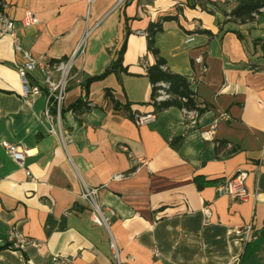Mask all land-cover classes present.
<instances>
[{
  "label": "crops",
  "instance_id": "crops-1",
  "mask_svg": "<svg viewBox=\"0 0 264 264\" xmlns=\"http://www.w3.org/2000/svg\"><path fill=\"white\" fill-rule=\"evenodd\" d=\"M118 1L0 0L23 51L44 65L68 60L84 39L86 45L75 62L82 86L69 85L61 117L71 164L49 134L45 97L29 104L20 98L17 70L25 59L0 37V264H54L56 257L117 264L107 230L90 222L79 200L83 183L114 212L120 264H264V7L241 23L231 16L237 0H126L116 8ZM27 12L37 25H22ZM152 24L159 26L151 38L157 58L186 80L201 109L197 128L186 127L179 108L151 104L139 60L157 59L148 50ZM199 56L205 75L194 63ZM116 62V72L86 89ZM28 78L44 90L39 70ZM79 100L85 108L76 115L70 107ZM144 114L155 121L136 125L134 117ZM2 142L29 152L25 166L36 183ZM133 160L142 163L133 167ZM238 173L246 175V201L217 191ZM12 233L39 248L11 249Z\"/></svg>",
  "mask_w": 264,
  "mask_h": 264
},
{
  "label": "built area",
  "instance_id": "built-area-1",
  "mask_svg": "<svg viewBox=\"0 0 264 264\" xmlns=\"http://www.w3.org/2000/svg\"><path fill=\"white\" fill-rule=\"evenodd\" d=\"M86 3L91 6L97 0H85ZM126 0H119L116 8H119ZM236 1V0H233ZM1 6V3H0ZM260 9L259 11H263ZM256 15V14H253ZM38 24L37 18L31 12H27L22 20V25L24 27H30ZM196 29H200L197 24H194ZM0 37H9L12 41L14 49L16 52L21 53L25 59L23 65L18 67V76L20 79V98L25 103H31L36 97L44 96L46 99V108L44 112V117L49 122V134L59 138L61 147L66 153L69 162L72 164V159L69 156L66 135L67 132L62 126V109L66 94L71 83H76L78 86H82V81L80 78V73L75 71L76 58L84 57L86 52L85 39L80 42L77 46L75 52L66 61H60L53 64L51 67L44 65L40 60H37L31 56L30 53L23 51L20 44V38L18 36V31L15 27V23L9 19L2 11H0ZM195 40V36L188 35L186 38V43L191 44ZM194 63L199 67L201 75H205L208 72V67L204 62L203 56H199L194 60ZM139 66L143 69L144 73L149 72L150 64L145 58L139 60ZM39 70L45 76L44 90L35 84H32L28 76L34 71ZM162 70L166 71L165 66H162ZM53 73L58 75V79H53ZM190 83H194V79H190ZM154 89L153 101L157 105H162L165 103H170L176 99V96L171 92V85L167 82H158L152 85ZM182 104H186L188 99L186 97L178 99ZM185 120V125L188 129H194L198 126L199 112L196 109H188L185 106L180 109ZM54 112V114H53ZM221 120H228L227 116H221ZM156 119L155 114H144L136 115L134 121L138 126H144L149 123L154 122ZM218 121L212 124L211 130L215 129ZM210 130V131H211ZM209 131V132H210ZM209 132H203L202 138L207 141L210 140ZM2 147L11 155L14 162L21 168L25 170L26 177L30 182L36 183V180L32 177L28 169H26L25 161L29 156V152L24 150L21 146L10 144L8 142H2ZM122 149L128 153L130 159H132L131 154H129L128 149L122 147ZM139 161H132L133 167H136ZM122 175H117L114 177L115 180L122 179ZM246 175L243 173H238L234 177L226 179L223 183L218 186L217 191L220 194H225L237 201H246L250 194L245 186ZM98 192L96 188H90L83 183V189L79 196V200L86 204L90 210V222L99 227H103L107 230L110 237V250L112 252V258L117 263L120 264V255L118 248L114 243L112 233H111V217L114 216L113 210L110 208H103L98 202ZM207 213V211H205ZM108 213V214H106ZM110 214V215H109ZM108 215V216H107ZM111 216V217H110ZM32 246L33 248H39V244L28 238L19 236L16 233H12L9 237V247L14 250H24L26 247ZM73 260L68 257H56L54 258V264H73Z\"/></svg>",
  "mask_w": 264,
  "mask_h": 264
},
{
  "label": "trees",
  "instance_id": "trees-1",
  "mask_svg": "<svg viewBox=\"0 0 264 264\" xmlns=\"http://www.w3.org/2000/svg\"><path fill=\"white\" fill-rule=\"evenodd\" d=\"M237 7L233 10L232 12V17L238 19L241 23L246 22L247 20L252 19V15L257 13L258 10L262 7H264V0H237ZM210 3L209 0L205 2ZM194 5L196 4V1L193 3ZM159 30V26L157 24H152L150 25L149 28V46L148 50L157 58V51L154 50L153 48V36L155 33ZM117 64L116 62L115 65L110 67L104 74H102L99 77L89 79L86 84V89L88 88L89 84L98 80H101L105 78L107 75H109L112 72L117 71ZM163 61L161 59H156L154 65H150L149 67V72L147 74L151 84H156L158 82H167L171 85V92L176 96V99L173 100L170 103H165L162 105H157L153 101V96H154V89H152V96H151V104L156 107L158 110H164L168 109L171 107H177L181 109L182 107H186L188 109H196L199 113L201 112V109L199 105L195 104V96L190 92L187 86V82L184 78L176 75L170 74L167 70L163 71L162 66H163ZM85 87V85H84ZM107 96H110V92H106ZM111 97V96H110ZM186 97L188 99V102L184 105L182 104L178 99ZM116 108L119 107V104H115ZM85 108V104L83 103L82 100H79L76 104L72 105L70 107L71 111L74 112L76 115L81 114V110ZM126 110H128V107H125ZM65 112L64 108L62 109L61 115ZM9 246V244H8Z\"/></svg>",
  "mask_w": 264,
  "mask_h": 264
}]
</instances>
